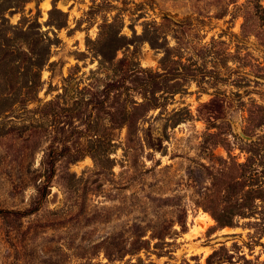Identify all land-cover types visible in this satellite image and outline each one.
Listing matches in <instances>:
<instances>
[{"label": "rangeland", "instance_id": "obj_1", "mask_svg": "<svg viewBox=\"0 0 264 264\" xmlns=\"http://www.w3.org/2000/svg\"><path fill=\"white\" fill-rule=\"evenodd\" d=\"M0 46V264H264V0H0Z\"/></svg>", "mask_w": 264, "mask_h": 264}, {"label": "trees", "instance_id": "obj_2", "mask_svg": "<svg viewBox=\"0 0 264 264\" xmlns=\"http://www.w3.org/2000/svg\"><path fill=\"white\" fill-rule=\"evenodd\" d=\"M1 48H2V46H0V68H1L3 63L6 64V61L9 58L8 55L11 56L10 53H7L6 50H3ZM7 65H8V63H7ZM0 214H20V213L19 212H15V211H3V210H0ZM222 226L224 228V227H227V226L231 227L233 225L230 222H226V223H223Z\"/></svg>", "mask_w": 264, "mask_h": 264}, {"label": "water", "instance_id": "obj_3", "mask_svg": "<svg viewBox=\"0 0 264 264\" xmlns=\"http://www.w3.org/2000/svg\"><path fill=\"white\" fill-rule=\"evenodd\" d=\"M231 238V236H222L220 239H217L216 241H220V240H222V241H226V240H228V239H230Z\"/></svg>", "mask_w": 264, "mask_h": 264}, {"label": "bare ground", "instance_id": "obj_4", "mask_svg": "<svg viewBox=\"0 0 264 264\" xmlns=\"http://www.w3.org/2000/svg\"><path fill=\"white\" fill-rule=\"evenodd\" d=\"M54 197L52 199H55V195H53ZM211 221V220H210ZM212 224V223H211Z\"/></svg>", "mask_w": 264, "mask_h": 264}]
</instances>
